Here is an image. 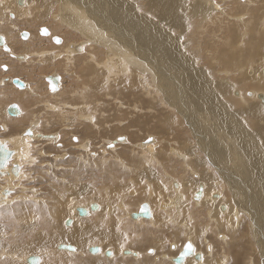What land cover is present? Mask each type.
Instances as JSON below:
<instances>
[{
	"label": "rangeland",
	"instance_id": "rangeland-1",
	"mask_svg": "<svg viewBox=\"0 0 264 264\" xmlns=\"http://www.w3.org/2000/svg\"><path fill=\"white\" fill-rule=\"evenodd\" d=\"M9 1L11 2L9 9L14 10L17 18H11L12 15L10 16V10H7L6 13L0 12V20L4 21V25L0 26L3 27L2 29H0V33H3L7 36V44H9L10 46L9 51H6L5 49V53H7V55L9 56L8 60L13 65L17 64V58H14L15 56H13L11 52L16 53V49L22 50L18 54H24V59L22 60L23 62H25L24 60L27 57H31V59L34 61L30 66H25L24 71H26L29 75L30 79L32 80L31 82L36 83L35 80H37L38 84L36 86V95H32L28 92L24 93L25 95L21 94V96H25V98L30 100L31 103V105H29L31 107V111L27 112V114L20 105L21 114L22 112H24V115L22 114V116H28L27 119H23V122L21 123L15 119L8 118V116L6 117V112H3L5 111L4 105L7 104L6 102L11 101L10 99L15 96L12 94V88L8 84H6L4 88H2L4 90H0V95L3 96L0 97V116L1 118H3L2 120L0 118V136L3 137L2 139L5 140V143L10 148L14 147V144L16 143L17 147L23 145L22 141L26 138V134H28L25 130L33 128V126L30 124V121L35 117L37 118L34 119L35 122H37V125L34 127L38 128L39 132L47 133L52 137L53 135H58L57 138H52L51 136H49L51 139L40 138L35 139V141L33 140L34 143L30 142L31 144L29 143V146H27V148L29 147L30 149L29 152L27 150V155L29 156L27 157L28 159H25L24 155L19 154V157H21L19 161L21 162L22 167L21 169L19 168L20 176L18 175L15 180H11L16 181L14 182V184H16L13 189L10 188L12 189V193L8 198L9 202H7L6 204L3 203L0 206V264H29L28 262L24 261V256H26V254L37 255L38 253L34 252H39L41 250V247L31 246L27 242L29 236L33 237L35 233L36 236L34 235V237L37 238V235H39L37 232L42 230L41 227L47 225L50 222L54 223L55 227L59 226L65 228L63 220L66 217L75 216L74 213L76 212L75 208L77 206L87 205L92 201L101 205V211L92 214L88 219H86V221L102 227L106 232L111 229H113V231H118L123 236V241H121L120 246H118L119 250L124 247L135 251L141 249V251L143 250V256H145L146 251L144 250H146L152 244V247L156 248L158 252L169 253L170 255H167L172 257L174 255L175 247L172 246L173 248L171 249L170 244L176 242L177 244L182 245L186 240L189 239L196 244L198 250H202L207 253L205 254L206 264H233L234 258L239 253L240 255L236 260V263L234 262V264H263L259 250V240L256 241L259 236L262 238V236L258 234L259 227L260 225L262 226V224H257V222L253 221L254 219L252 216V211L255 209H252V206L249 205V202H247L246 198V196L249 195L250 191L246 190V186H244L241 182L240 184L238 183L239 185L232 183L233 181L228 178L230 175H226L228 177L225 178L221 171L216 167L220 165L210 161L211 159L208 155L209 146L205 142L204 144L199 143V139L203 138L202 136H200V133H202L203 130L194 125L193 121H189L192 117L191 115H189L191 111V104L190 102H188V99L191 96V91L188 87L187 79H184L186 80V84H184L185 82L179 79L180 77L177 76V73L180 72V70L171 67L172 69H174L176 74L173 73V71L171 72V69H168V73L167 75H165L166 79L164 84L157 85V83H159L157 82L159 80L158 76V79H155V77L146 74L145 76L147 77L143 78L140 75V69L137 66L133 67L130 65V73H125L122 76L121 72V75H117L116 78L118 79L122 76L121 79H124L126 82L122 81L123 83H118L117 80L112 81L111 83L108 82L109 84L106 82L102 83L104 78H106V75L109 74L107 69H103L95 64H92L91 70H97L99 72L98 75L89 77L85 72L87 70V64H85V60L83 58H86L87 60L88 54L92 52L95 53L94 50H96V48L98 47L101 49L100 51L104 52L108 44L106 42V39L108 37L109 41L113 40L112 44L117 48V50L113 52H106L105 57L108 56V58L113 59V62L116 64V68L114 69L120 70V59L123 55L120 53V48H118V44L119 42L121 43L122 40H119L118 38L122 39V36H119L118 33L114 32L111 29L109 31V29L107 28L109 26L106 27L99 23H96L98 28H95L99 29L101 27L100 31L103 34H101L103 38H101V40H98L100 39L99 34L95 35L93 38L90 36L87 37L86 33L84 35L83 30H80L78 27H76V23H73V26L70 27L67 21H63V18L61 16V13H63L61 10L62 8H60L59 2L55 0V4H51L48 2V7L53 8V12H55L53 16L48 17L53 23H56L57 20H59V23H63L61 26L62 32H60L58 35L61 37L62 41L59 44H54V42H52V46L45 45L49 54L46 53L40 56L38 55L40 51L35 50L38 47H35L33 49L32 45L35 46V39L41 36L39 28L41 26H45L49 29V24L51 23L48 21L49 24H41L46 22L47 19L37 21L36 6H40L41 2L36 3L39 0H28L30 1L29 7L26 9H21L22 7H24V5H18V3H15L16 0ZM96 1L104 3L103 1L101 2V0ZM213 1V5H216L218 3V9H216L215 7H211L210 11H206L205 8L202 7L203 11L200 12V14L203 16L191 17L190 14H193L192 11L196 9V4L195 2L193 3V0H183V2L188 5L189 9L183 10V7L180 8L182 9L181 12L183 13V16L181 17V23L179 25L173 24V22L170 21L169 23L163 21V13L160 12L161 7L158 8L159 6H155L157 8L156 9L152 6L149 8L148 6L147 9V0H133L132 2L135 3L137 9L143 11L145 10L146 13H148L146 14V19L150 20L152 17V20L154 21L153 23H156L155 25L159 24V26H161L163 39L165 40V43H167V45L168 41H171L174 44V50L176 49L180 51L179 49H181L180 54H182L184 57L186 55V58L190 59V67L187 66L189 65L187 61V64L183 63L184 66L182 68V71L193 69V71L195 70V73L197 71L203 73L205 72V76H211L212 81L207 80L206 77H201L200 80L205 82L206 85H210L212 90H216L218 88V85H223L221 83H218L219 80L220 82H222L223 79L227 80V82L232 84L231 86L228 85L231 91H229L230 96L232 97L234 95V98L232 99H235L239 102H242L237 98L240 97L238 96L240 91L243 96L245 91L246 93L254 92L253 96L255 97V100H250L249 102L254 110L253 114H251V117L257 119L258 126L264 131V107L260 104H264V102H261V99L258 98V95L256 97V92L262 91L259 93L264 94V85L260 84L256 89L254 85L252 86L253 81L251 79L253 78L256 81H260V79H262V74H264V0H250V2L248 1V3L247 0ZM124 4L125 3L121 2L120 6L122 7ZM78 5V7L82 9V16L86 20L88 18L94 20L93 17L99 16L93 12L91 0H80V3ZM126 5L127 7L125 8L130 12L129 16H131L133 6H130L129 4ZM103 7L108 8L105 5ZM119 7H116V15L118 17H123L121 14H118L120 11H118V9L122 10V8ZM143 7H145L146 9H143ZM65 8V13H71L68 4H66ZM75 9L76 7L71 8V10ZM135 11L138 12V10L136 9ZM153 11H155V13ZM183 11H185V13ZM157 13L158 15L155 16ZM159 13L162 15L159 16ZM187 13H190V17L184 16V14L187 15ZM116 18L117 17L115 16V19ZM125 18L129 19V17H124V19ZM7 20L8 22H6ZM29 22H33L35 28H38L29 29L23 26L25 25V23ZM38 22L40 23L37 24ZM117 25H121V23H117ZM72 28L75 31H73ZM155 28L159 30L158 27ZM4 30H8L9 32H11L13 39L16 41V44L11 43V40H9L10 36H8V32H5ZM122 30L125 31L128 30V28L123 27ZM242 30L244 31V33H246L247 31L248 32L241 35ZM23 31H28V33H31L32 42L23 43L19 40L18 35L21 36L20 33ZM226 32L229 34H226ZM66 33L68 34L67 36L65 35ZM234 34H236V36H234ZM237 35H241V37L243 38L248 36L249 40L254 44L253 46L256 47H253L252 51L249 49V51H247V53L245 54L246 51L241 52V50L246 45V42L239 46L237 49L227 51L226 44L228 41H230V39L231 41L233 40L235 42H238L240 40ZM168 36L171 38H175L177 42L167 39ZM75 37L76 40L74 39ZM109 37L111 38V40L109 39ZM134 37L135 39L137 38V36ZM71 42H78V46L80 44H82L80 46H84L86 44L87 52L84 53V47H82V49L80 50L76 49L78 54L83 52L82 55L72 56L74 62L70 66H67L66 62L69 63V59L66 55V51L68 44ZM101 43L103 45L106 44V46H103ZM96 44H99V46L96 47ZM70 49H73L72 45ZM127 50L131 51L133 49L129 48ZM25 51L28 53L25 54ZM235 51L239 53L234 54L233 58L229 62H227V64H223L225 59H229L231 52ZM77 52L75 51V53ZM103 52H101V55ZM5 53L0 51V55L6 56ZM55 54H58V57H56V59L54 58L53 60H50ZM94 56H96V53L94 54ZM226 56H228V58ZM1 59L2 61H4L3 58ZM233 59H235V63L232 62ZM238 62L242 63L239 64ZM242 64H245L243 68L241 67ZM19 68L20 67L16 66L15 73H18ZM84 68H86V70ZM1 69L2 68L0 67V71ZM8 69L3 70L7 72ZM49 73H58L61 75L62 80L61 77L59 79V89L60 83H62L61 90L47 91L46 83L49 85V81L47 82V77L45 79V74ZM154 73L157 75V73L155 72V68ZM229 73L231 75H229ZM6 77L8 78L9 76ZM94 79L96 81H94ZM95 82L97 84L99 83L98 86ZM115 82L118 84L116 85ZM93 83L97 87L96 90L94 89L95 87ZM124 83H126V86L127 83L129 84L128 86L130 87L127 86L129 89L125 86ZM11 84L15 86L13 84V81L12 83H10V85ZM91 84H93V87ZM110 84H113L114 86L111 85L112 87H109L110 89H108V87H105L109 86ZM163 87H173V89L176 91L178 99H180V94L181 96L183 94H186V99H184L183 97L184 100H179L177 105H172ZM15 88L18 90H24L23 87L15 86ZM105 88L111 91L114 90V95H110L108 93L107 96L105 92H102L105 91ZM6 89L8 90L6 91ZM185 89L187 93L185 92ZM2 91L4 95H2ZM233 91H235V93H233ZM161 93L163 94L161 95ZM10 96H12V98ZM246 96L247 98L252 99V97H250L249 95L246 94ZM182 108L184 109V111ZM156 110L158 112H161L158 114ZM181 110L185 113H182ZM151 114H153V118L149 116ZM86 116L87 120L82 119ZM228 117L231 118V115H228ZM241 119L250 129L253 130L244 116H241ZM166 121L168 123H166ZM177 121L181 124V128H179L178 131L174 127ZM143 123H145V125L147 126L146 131L144 130ZM163 126L166 127L164 128ZM9 130L10 132H8ZM180 135H182L181 137L183 138L187 136L190 144L194 145L192 146L195 148V153L201 157H204L207 161L208 166L210 167L209 170L213 169L215 174L218 173L216 174L218 181L217 186H214L210 181H205V183L208 185L207 190L210 194L209 199L203 202H196L193 199V195L198 187V181H204L201 179L203 171L198 168L196 169L195 165L191 162L188 163L184 162L182 159H179L176 154H173L172 156L171 151L168 152V147L170 146L175 149V153H177L185 145V140L178 139ZM150 136L154 137V141H152L153 137H151V143L147 142V145H152L150 148L152 149V153L155 154V157L160 156L158 155V153H160L162 151V147L165 146L162 154L166 153L168 155L169 162L158 160V158L157 160L156 158L152 159L149 155L150 152H144L140 149L138 145L142 144L143 142L146 143V139L148 137L150 138ZM234 136L235 140H241L238 143L244 141L239 133L234 134ZM246 139L250 140L247 137ZM253 140L256 145L253 143ZM253 140L249 141L250 148L248 151V157H250L249 154L251 153V151L257 150V147H260V145L262 147V151H260L264 153V143L257 142L254 138ZM164 142L166 145H164ZM9 143L11 144L9 145ZM78 143L79 145L85 143V145H87V148L83 149L82 151V146L80 147ZM113 143L116 147L112 145ZM140 146L143 147L142 145ZM252 146L254 150L251 148ZM41 151H43L44 154H41ZM126 156L129 157L127 158ZM14 157H17L16 154ZM56 157L58 158V160ZM248 157L247 159L249 160ZM22 158H24L23 160L26 162H24ZM28 160L33 161L31 162ZM13 163L14 161L11 159V168L12 166H14ZM117 173H119L122 178L118 177L116 175ZM147 174H155V176L153 178H150L147 176ZM194 174H199L200 179L197 175ZM249 177L251 179V176ZM123 178L124 181H122ZM155 178L164 187L165 193L161 194L167 196V198L169 199L171 198V200L173 199L172 192H175L173 190L178 189L175 182H173L172 190L170 184L171 180H178L184 185L183 192H186V194H184V197L185 200L187 199V204L185 205V209H182L183 214L180 215L179 213H177L176 211L178 210H175L176 208L173 206L171 208V205H169L167 208V210H171L169 214L170 217H168V222L170 223L171 228L163 227L162 229V227H160L159 225H155L154 227H152L149 225L151 222L148 219L141 218V221H134L133 219H129V217L127 216V213L137 211L140 203H144V201H147L152 205L155 215L160 213V210L161 212L163 211V207L160 203L167 202L162 201L160 196L157 194L150 195V191L154 189ZM227 180L229 184L226 183ZM17 182L19 183L17 184ZM4 184L5 181L0 180V190H2V186ZM110 184L117 187L124 186L123 191L121 193H118L120 199L118 201L114 200L111 203V205L113 204L112 210L115 211L114 213H108V207L106 206V203L110 199ZM232 184L240 186L242 188H236ZM231 185L232 187H234L233 190L230 189L232 188ZM261 186L263 189L261 190L264 192V176L261 181ZM213 193H219L222 196L223 202H225L230 210H232V214L229 218L230 222L223 221L225 225L216 224L217 220L214 217L216 208L215 206H208V203H210V199L214 204V202L216 200H219V198L221 197H214ZM234 193L237 195H235ZM249 196L251 197V194ZM171 200H168L169 203ZM120 204H122V206H125L127 211H124V207H122ZM59 206H66L68 211V214L66 213L67 216L60 219L57 218L55 213L57 212L56 209L59 208ZM234 207L237 208L235 209V212ZM98 209H93V211L95 212ZM217 209L220 210V208L218 207ZM238 211H241L240 218L238 220H234L233 216L236 215ZM185 214L186 217L184 216ZM55 217L56 219L54 220ZM81 217L80 215L77 217L80 220L79 222H77V224L82 220H85ZM182 218H184L185 221H183L182 223H178L179 219L181 220ZM173 219L176 221L178 220L176 224L174 223L175 225L172 224L173 222H171L173 221ZM29 221L32 222L28 223ZM115 222L118 223V225L115 224ZM72 224L73 223H71L69 226H71ZM31 225H33V227H31ZM35 226H37V229ZM111 226H113V228L109 229ZM248 226L250 227V229L248 228ZM173 228H176V230L178 229V236L174 235L173 232H175V229ZM185 228L188 230H186ZM199 228L201 230H199ZM163 230H167V232H164ZM241 230H243L244 232H242ZM195 231L202 238V242L196 238ZM240 232L244 234L243 236L246 239L244 245H242V243L239 244V242L237 241L240 238ZM221 235H224L226 237L225 243L224 240H220ZM52 236L58 239V232L53 231ZM205 236L206 238L205 240H203ZM208 241L213 245L214 259H211L210 256H207L208 253L210 254L211 252L206 248L205 243L209 244ZM103 242L105 246L110 247V243L108 242V240L103 239ZM97 244L98 242L94 240L87 243L84 248L83 255H61L58 252L59 248L57 249L58 245L56 243V248L54 246L52 247L53 249H56L55 252L54 250H52L51 252V248L47 247L45 248L46 250L44 249V256L47 255V258H52L53 255V261H59L61 264L112 263L107 262L102 257V255L92 256L87 253L86 249L88 246H99ZM72 245L74 244L72 243ZM232 246L233 248H235V251L238 250L237 253H232L234 249L230 251L232 249ZM242 247L245 248L243 253ZM205 248L207 251L205 250ZM108 250L110 249H107L106 251ZM148 253L152 254L153 249L150 248L148 250ZM169 258H165V262L163 263H158L159 261L157 262L152 259H147V261H144L140 264H170ZM44 260L45 258H43L42 261ZM194 260L199 261L195 258ZM130 263L136 264L135 261H130ZM193 263L194 261H189L188 264Z\"/></svg>",
	"mask_w": 264,
	"mask_h": 264
},
{
	"label": "bare ground",
	"instance_id": "bare-ground-1",
	"mask_svg": "<svg viewBox=\"0 0 264 264\" xmlns=\"http://www.w3.org/2000/svg\"><path fill=\"white\" fill-rule=\"evenodd\" d=\"M56 1L59 2L60 8H62L61 10H62L63 13H61V16L63 18V21L64 20L67 21V23L69 24L70 27L73 26L72 25L73 23H76V27H78L80 30H83L84 35L86 33L87 37L90 36V37L93 38L95 35L99 34L100 35V39H98V40H101V38H103L101 36L102 32L100 31V28L101 27L99 29H96L95 28V27L98 28V26L96 25V23H99V24H101L103 26H106V27L109 26V27H107L109 29V31L111 29L114 32L118 33L119 36H122V39L118 38L119 40H122L121 43H123V44H121L118 41L119 42L118 48H120V53L123 55L121 57V59H120L121 69L120 70L114 69V68H116V64L113 62V59L108 58V56L105 57V53L106 52H113V51H116L117 50V48L114 47L113 44H112L113 43V40L112 41H109L108 40V37H107L106 42L108 44H107V46H106V44H104L106 46V49H105L104 52L103 51H100L101 49L98 47V48H96L97 52H96V50H94L95 53H96V56H94L95 53L92 52V53H89L88 54L87 60H86V58H83L85 60V64H87V70H86V68H84L86 70L85 72L87 73V76H89V77L93 76L94 77V76L98 75V72L99 71H97V70H91L92 64H95V65H97V66H99V67H101L103 69H107V71L109 72V74L106 75V78H104V80H106V81L103 80L102 83H104V82L111 83L112 81H117V80H118L117 81L118 83H121L122 81L126 82L124 79H121V77L125 73H127V74L130 73L129 66L131 65L133 67H136L137 66L140 69V71H141V74L140 75L143 78H146L147 77V76H145L146 74H149L152 77H155V79H158V77H159V80L157 81L159 83H157V82H154V83H157V85L158 84L163 85L164 82H165V79H166L165 78L166 77L165 75H167V73H168V69H171V72L173 71V73H175V71L171 67H174V68L180 70V72L177 73V76H179L180 77L179 79H181V80H183L185 82L184 84H186V80H184V79H187V82H188L187 84H188V87H189V89L191 91L190 92L191 93V96L189 97L188 102H190V104H191V106H190L191 111H190L189 115H191L192 117H191V119L189 121H191V122L193 121L194 125L198 126L200 129L203 130L202 133H200V136H202L203 138L199 139V143L200 144H204V142H205L209 146V148H208V150H209L208 151V155H209V157L211 159L210 161H212L213 163H217V164L220 165V166H216V164H215V166L221 171V173L223 174V176H225V178L228 177L226 175H230L231 177L229 176L228 178H230V180L233 181L232 183H235V184L239 185L240 182H241V183H243L244 186H246V190L250 191L249 192V195L251 194V197L248 195V196H246V198H247V202H249V205L252 206V209H255L253 211L251 210L252 211V216H253V219H254L253 221L254 222H257V224H262V226L260 225V227H259V233H258V234H260L262 236V238L259 236V238H257L256 241L259 240L258 243H259L260 255L262 257L261 259H262V262L264 264V192L262 191L263 189H262V186H261V181H262L263 176H264V153L261 152L262 151L261 150V148H262L261 145H260V147L259 146L257 147V150H259V151L254 150L253 149V146H252L251 148L254 151H251L252 150L251 149L250 150L251 153L249 154L250 157H248V151H249V148H250V146H249V141L250 140L252 141L253 138H254L257 142L264 143V131L258 126L257 119L251 117V114H253L254 110L251 107V105H250L249 102H250V100H255V97L253 96L254 92H247L246 93V91H245L244 92V96H243L241 94V91L240 92L238 91L239 92L238 96H240V97H237V96H235V97H237L239 100L242 101V102H239V101H237L235 99H232V98H234L233 97L234 95L232 97L230 96V94H229L230 87L228 85L231 86L232 84L229 83V82H227V80H224L223 79L222 82H220V80H219L218 83H221L223 85H218V88L216 90H212L211 87H210V85H206L205 82H203V81L200 80L201 77H203V78L206 77L207 80L212 81L211 76H209V75H206L205 76V74H206L205 72L203 73V72L197 71L195 73L194 72L195 70L193 71V69H190L188 71H185V70L182 71V68L184 66L183 63H186L187 64V61H188V64L189 65H187V66L190 67V64H191L190 63L191 62L190 59L189 58H186V55L184 57L182 54H180L181 53L180 52L181 49H179L180 51H178L176 49L174 50V48H173V45L174 44L171 41H168V45H167V43H165V40L163 39L162 31H161L162 30L161 29V26H159V24L158 25H155L156 23L155 24L153 23L154 21L152 20V17H151L150 20L149 19H146V17H147L146 14H148V13H146L145 10L143 11V10L137 9L135 3L132 2L133 0H101V2L103 1L104 3H100V2H98L96 0H94V1L91 0L92 6H93V12L95 14L99 15L98 17H93V19L95 21L92 20L91 18H88L86 20L82 16L83 15L82 9L80 7H78L79 6L78 4L80 3V0H65V1L64 0H56ZM244 1H246V0H244ZM248 1L250 2V0H247V3H248ZM39 2H41L40 6H36L37 21H39V20H46L47 19L46 22L41 23V24H49L48 21L51 22L49 17L50 16H53V14L55 12H53V10H54L53 8H49L48 7V2L51 3V4H55L54 3L55 0H39L36 3H39ZM121 2L125 3L122 7L120 6ZM134 2H136V1H134ZM194 2L196 4V7H195L196 9L192 11L193 14H190L189 13L191 15V17L192 16H195V17H198V16L201 17V16H203V15L200 14V12L203 11L202 10V7H204L206 11H210L211 10V7H215L216 9L219 8L218 5H217L218 3L216 5H213V2H214L213 0H193V3ZM15 3H18V5H21V4L24 5V7H22L21 9H26V8L29 7L30 1H28V0H16ZM66 4H68L71 13L66 12L67 13L66 14L64 12V10L66 9L65 8L66 7ZM126 4H129L130 6L131 5L133 6V11L131 12V16H129V13L130 12L125 8V7H127ZM240 4H242V3H240ZM10 5H11V2L9 0H0V12L6 13L7 10H10V12H11L10 13V16L12 15L11 18L12 17L13 18L14 17L17 18V15L14 12V10L9 9L10 8ZM104 5L107 6L108 8H104L103 7ZM115 6L116 7H119L120 6L119 8H122V10L121 9H118V11L120 10L118 14H121L123 16V17L120 16L121 19H120V17H118L116 15V7ZM146 6H147V9H148V6H149V8L151 6L153 8H156L155 6H159L158 8L161 7L160 8L161 9L160 12H162L163 13V16H164V17L162 16V18H164L162 20L165 21V22H167V23H169V21L170 22H173V24H176V25H179L181 23V17L183 16V13L181 12L182 9H180V8L183 7V10L189 9L188 5H186L185 2H183V0H147ZM72 7L73 8L76 7V9L75 10H71ZM135 9L138 10V12L135 11ZM143 9H146V8L143 7ZM153 12L155 13V11H153ZM183 12L185 13V11H183ZM48 13H49V15H48ZM189 14L188 13H187V15L184 14V16L190 17ZM157 15H158V13L155 16H157ZM160 15H162V14L159 13V16ZM115 16L117 17L116 19H115ZM1 17H2V14H1ZM124 17H129V19L128 18H125V19H128V20H125ZM57 21H56V23L51 22L49 24V35H46V36H42L41 35L42 37L40 36V37H38V38L35 39V41H34V45L35 46L32 45V48L34 49L35 47H38V48L35 49V50H39L40 51L38 53V55L42 56V55H44L46 53L49 54L47 48L45 47V45L52 46L53 45L52 42H54L53 41V37L54 36H58L59 33L62 32L61 26H62L63 23H59V20H57ZM156 21H157V19H156ZM6 22H8V20ZM39 23L40 22H38L37 24H39ZM117 23H121V25H117ZM2 25H4V21L3 20H0V26H2ZM23 26L24 27H27L29 29L35 28L33 22H31V23L30 22L29 23H25V25H23ZM69 26H68V28H69ZM41 27L39 29H41ZM123 27L124 28H128V30H125V31L122 30ZM155 27H158L159 30H157ZM2 28L3 27H0V29H2ZM37 28L38 27H36L35 29H37ZM74 28H75V26H74ZM16 29H18V28H16ZM243 30H242L241 35H243V33H244ZM4 31L5 32H8V36H10L9 40H11V43L12 44L13 43L16 44V41L13 39L11 32H9L8 30H4ZM19 31H20V29H19ZM73 31H75V30L73 29ZM39 32H40V30H39ZM103 33H105V32H103ZM246 33H244V34H246ZM226 34H229V33L226 32ZM65 35L67 36L68 34L66 33ZM241 35H237V37L240 38V40L238 42H235L233 40L231 41V39H230V41H228L229 43L226 41L227 42V44H226L227 51H231V50L237 49L239 46H241L242 44H244L246 42L247 43L242 48L241 52L246 51L245 52V54H246L247 51H249V49L252 51L253 50V47H256V46H253L254 44L249 40V37L248 36H246L245 38H243V37H241ZM0 36L3 37V41L0 42V51L3 52V53H5V49H6V51H9L10 50L9 49L10 46H9V44H7V39H6L7 36L5 34H3V33H0ZM134 36H137V38L135 39ZM234 36H236V34H234ZM18 37H19V40L21 42H23V43H30V42H32L31 41V33L30 32H29V34H28L27 37H23L22 35L21 36L18 35ZM58 37H60V36H58ZM64 39H65V37H64ZM74 39L76 40V37ZM109 39L111 40L110 37H109ZM113 39H115V38H113ZM167 39L176 41L175 38H171L169 36H168ZM117 40H116V42H117ZM61 41H62V39H61ZM86 42H88V41H86ZM77 43L78 42H71L67 46L66 55L68 56V59H69V63L66 62L67 66H70L74 62L72 56L82 55L83 52L80 53V54H78L77 50H80V49H82V47H84V53L87 52V50H86L87 45L86 44L84 46H80L82 44H80L78 46ZM54 44H59V43H55L54 42ZM71 45H72V48L73 49H70ZM97 46H99V44L98 45L96 44V47ZM129 48H131L133 50H131V51L130 50H127ZM75 51L77 53H75ZM101 52H103L102 55H101ZM177 52H179V53H177ZM11 53L13 54V56H15L14 58H22V57H24V54L23 55H19L17 53H13V52H11ZM236 53H239V52H237V51L231 52L229 59H225V61L223 62V64H227V62H229L233 58L234 54H236ZM5 54L9 58V56L7 55V53H5ZM100 55H101V57H100ZM11 57H12V55H11ZM56 57H58V54L53 55V58H51L50 60H53L54 58L56 59ZM226 57L228 58V56H226ZM8 58H6L7 62L11 63L8 60ZM27 58L24 60L25 62L30 61V57H27ZM23 59H20L19 62H23V61H21ZM235 59L232 60L233 63H235L234 62ZM240 63H242V62H240ZM1 65L7 66V64H2V63H1ZM260 65H261V63H260ZM153 66L155 68V72L157 73V75L154 73ZM243 66H245V64H242L241 65L242 68H243ZM3 69H4V67L1 69V71ZM2 72L5 73L4 75L10 76V78H9V80H10L9 86L10 87L13 86L12 84H11L12 85L11 86L10 83H12V81L14 80L13 77H15V76H17L18 78L22 79L23 82H24L23 85H22L23 88H24V90H18V89L15 88V86H13V88H12V90H13L12 91V94L15 95V96L13 98H12V96H10L12 99L9 98L11 101L6 102L7 104L4 105L5 111H3V112H6V114H7V115H5L6 117L8 116V118L15 119V120H17V121H19L21 123V122H23V119L26 120L27 117H28V116H22V114L24 115V112H22V114H21V107L25 110V113L27 114V112L31 111L30 110L31 107L29 106V105H31V103H29L28 105H25V102H24L25 99L24 100H22V99L18 100L16 97L19 94L25 95L24 93H27L26 90H28V93H30L32 95H36V92H35L36 91V89H35L36 88V85H34L33 83H30V81H32V80L30 79L29 75L26 74L27 72H25V71H21V74L20 75H16L14 72H10V71H7L6 72V71L3 70ZM121 72H122V76L121 77L118 76L120 78L116 79L117 78V75H119V74L121 75ZM229 75H231V74L229 73ZM46 77H47V82L49 80L48 79L49 77H56L58 79V81H57L58 88L55 91L61 90L62 83H60V89H59V79L61 77L60 74H58V73H49V74H45V79H46ZM3 78H4V80H3ZM3 78L0 79V85L1 86H3V85L6 84L5 77H3ZM251 79L253 81L252 82L253 83L252 86L254 85L256 89H257L258 85H260V84L264 85V74H262V79H260V81H256L253 78H251ZM61 80H62V77H61ZM94 81H96V80L94 79ZM98 82H99V79H98ZM118 83L115 82L116 85ZM49 84H50V82H49ZM93 84H91L92 87H93ZM98 84H97V86H98ZM113 84H110L109 86H105V87H108V89H110L109 87H112L111 85H113ZM124 84L126 86V83H124ZM116 85H115V87H116ZM128 85L129 84L127 83V86ZM175 86H176V84H175ZM94 87H95L94 89L96 90L97 87H96L95 84H94ZM128 87H130V86H128ZM2 88H4V87H1L0 90ZM46 89H47V91H49V90L51 91L52 90L51 88H49V85L47 83H46ZM108 89L105 88V91H102V92H105L106 95L108 93L110 95H114L115 91L114 90L111 91V90H108ZM2 90H4V89H2ZM7 90L8 89H6V91ZM164 90L166 91V93H167V95H168V97H169L172 105H177L178 102H179V100L186 99V94H183L182 96L180 94V99H178V96L176 95V91L173 89V87H170V88L167 87V88H164ZM185 92H186V89H185ZM259 92H262V91H259ZM52 93H54V92H52ZM233 93H235V91H233ZM250 93H251V95H249ZM162 94L163 93H161V95ZM246 94L249 95L250 97H252V99L247 98ZM259 94H263V93H259ZM259 94H258V92H256V97ZM2 95H4L3 94V91H2ZM0 97H3V96L0 95ZM183 97H184V99H183ZM12 103L13 104H17L18 109L20 111V113L17 114V115H15V116L10 115L8 113V111H7L8 110V107ZM260 104L263 105V107H264V104L263 103H260ZM20 105H21V107H20ZM135 106H137V105H135ZM51 108H53V107H51ZM171 111H173V110H171ZM183 111H184V109H183ZM160 112L161 111H159V112L157 111L158 114ZM181 112H182V110H181ZM182 113H185V112H182ZM19 115H21V116H19ZM152 115L153 114H151L149 116L153 118ZM228 115H231V118L228 117ZM241 116L242 117L244 116L247 119V121L249 122V124L253 128V130L250 129L245 124V122L241 119ZM0 118H1V116H0ZM177 118H176V120H177ZM183 118H185V117H183ZM2 119L3 118H1V120ZM34 119H37V118L35 117V118H33L30 121V124L33 126V128H29V129H26L25 130L26 133H28L29 135L26 134V133H24V134H26V138L24 136V138H25V139H23L24 142L22 141L23 145L17 147L16 146L17 143H16V144H14V147L10 148L5 143V140L2 139L3 137L0 136V142L2 144L6 145V147L9 150H11V152H12L11 153V158L8 160V162L6 163L5 167L3 169H0V180L5 181V184L2 186V190H0V206L3 203L6 204L7 202H9V199L8 198L10 197V194L12 193V189L14 188V186L16 184V183L14 184V182H16V181H11V180H15V178L18 177V175H19V168L20 169L22 168L21 167V162L19 161V159L21 158V157H19V154L24 155V158L25 159H28L27 157H29V156L27 155V150L29 152L30 149H29V147L27 148V146H29V143L30 142H33V140L35 141V139H40V138H49V139H51L49 137L50 136L49 134L39 132L38 131V128H35L34 127V126L37 125V122H35ZM82 119L87 120V116L85 118L83 117ZM166 123H168V122L166 121ZM143 125H144V130L146 131L147 130V126L145 125V123H143ZM233 125H235V126H233ZM167 126H169V125H167ZM3 127H5V126H3ZM174 127L178 131L179 128H181L180 122L177 121L176 122V125ZM155 128H157V127H155ZM5 130H7V129H5ZM29 132H32L33 133L32 134L33 136ZM236 133H239V135L244 139V141H242L241 143H238L241 140L240 139L235 140L234 134H236ZM57 135L58 134L53 135V137L57 138ZM197 135H198V133H197ZM181 136L182 135H180L178 137V139L185 140V142H184L185 145L182 147V149L179 152L175 153V149H173L170 146V147H168V152L171 151L172 156H173V154H176L179 159H182L184 162H188V163L191 162L192 164L195 165L196 169L198 168V169H200V170L203 171L202 172V175H201V179L204 180V181H198V183H197V186H198L197 187V190H199V186L200 185L203 186L202 197L198 201H196L194 199V195L197 192V190L195 191V193L193 195V199L196 202H203V201L209 199V194H210L209 191L207 190V186L208 185L205 183V181H210L214 186H217V182L218 181H217L216 174H218V173L215 174V172H214L213 169L212 170H209L210 167L208 166L207 161L205 160L204 157H201V156H199L198 154L195 153V148L193 147L194 145L193 144H190V142L188 141L187 136L185 135L186 136L185 138H183ZM151 137H153V136H150V138L148 137L147 139H151ZM246 137L249 138L250 140L246 139ZM18 141H20V140H18ZM18 141H16V142H18ZM152 141H154V137L152 138ZM10 142H13V141H10ZM51 142H53V141H51ZM79 142H80V140H79ZM81 143H83V142H81ZM253 143L256 145V143L254 142V140H253ZM10 144L11 143H9V145ZM78 145H79V143H78ZM112 145H114V143ZM140 145H142L143 147H141ZM140 145H138V146L140 147V149L142 151H144V152H150L149 155H150V157L152 159H155L156 158V160H157V158H158V160H162V161L169 162L168 155L166 153L165 154H162L163 153L162 151H164V149H165V146H164V145H166L165 142H164V145H163L164 147H162V151L161 152L159 151L160 153H158V155H160V156L157 155L158 157H155V154L152 153V151H151L152 149H150L152 145L151 146H148L150 144L147 145V142L146 143L143 142ZM159 145H160V142H159ZM79 146L80 147L82 146L81 147V150L82 151H83V149H86L87 148V145H85V143L84 144H81ZM160 150H161V148H160ZM59 151H61V150H59ZM42 153H43V151H41V154ZM15 154H16L17 157H14ZM54 156H55V154H54ZM126 157L128 158L129 156H126ZM247 157L249 158V160L247 159ZM24 158H22V160ZM11 159L14 161V163H13L14 166L12 168L10 166ZM57 160H58V158H57ZM141 160H143V159H141ZM28 161H31V160H28ZM24 162H26V161H24ZM114 169H116V168H114ZM116 175L118 177H121V175L119 173H117ZM194 175H197L199 177V179H200V175L199 174H194ZM147 176L150 177V178H153L155 176V174H147ZM249 176H251V179H250ZM122 181H124V178H123ZM173 182H175V184L177 185L178 189L173 190V188H172V183ZM18 183L19 182H17V184ZM226 183L229 184L228 180H227ZM170 184H171L172 190L175 191L174 193L172 192V194H173V199L172 200H171V198L169 199V198H167V196L162 195V194L165 193L164 187L157 181L156 178L154 179V189H152L150 191V195L157 194V195L160 196V198H161L162 201L167 202V203H163L161 201L162 203H160V204L163 207V209L161 207V209L163 210L162 212L160 210V213H158V214L155 215L154 214V211H153L152 205L149 202L144 201V203H147L149 205L150 209H151V218L148 219V220L151 222L149 225L152 226V227H154L155 225H159L160 227H162V229H163V227H166V228L170 227V223L168 222L169 221L168 217H170L169 214H170L171 210L170 211L167 210V208H168L169 205H171V208H172V206L175 207L176 208L175 210H178L176 212L179 213L180 215L183 214L182 213V209L183 208L185 209V205L187 204V199L185 200V197H184V194H186V192L185 191L183 192L184 185H183L182 182H180L178 180H174L173 181V179L171 180ZM232 185L234 187H236V188H240V189L242 188V187L237 186V185H234V184H232ZM232 185H231V187H232ZM234 187H232L230 189L233 190ZM10 188H12V189H10ZM109 188H110V199L106 203V206L108 207L107 212L108 213H114L115 211L112 210L113 209V207H112L113 204L111 205V203L114 200L118 201L120 199L119 196H118V193H121L123 191L124 186L117 187L115 185L110 184L109 185ZM237 192H238V190H237ZM213 194H214V197H215V195L221 196L219 193H213ZM235 195H237V194H235ZM186 197H187V195H186ZM168 200H171L170 203H169ZM209 202L210 203H208V206H210V207H214L215 206V208H216L215 209V212H214V215H215L214 217L217 220V223L216 224H221V225L223 224V225H225L223 221L230 222L229 221V218H230V215L232 214V210H230V208L228 207V205L225 202H223L222 196L219 198V200H216L214 202V204H213V201L211 202V199H210ZM94 204H97V206H98L96 209L99 208L95 212L93 211V208H92V205H94ZM142 204H143V202L140 203V205L137 208V211L127 213V216L129 217V219H133L134 221H141L142 220L141 218H143V217H138L137 219L133 218V214L134 213H137L139 211V209H140V207H141ZM120 205L122 206V204H120ZM222 206H225V209H222ZM81 207L86 208L88 210V215L87 216L84 215L83 217H81V215H80V217L83 218V219H85V220H82L80 223L77 224V222L80 221L77 217L79 216L78 215L79 214V209ZM122 207H124L123 210L125 211L126 210V207L125 206H122ZM217 207L220 208L221 211L218 210ZM235 209H237V208L234 207V212H235ZM56 210H57V212H55V213H56L57 218H59V219L67 216V214H68V211H67L66 206H62V207L59 206V208H57ZM75 210H76V212L74 213L75 216L66 217L63 220V224H64L65 228L64 227H59V226L55 227L54 226V223H52V222L49 221L50 223H48L47 225H44L42 227L40 226L42 228V230H40L39 232L36 231L39 234V235H37L38 236L37 238L34 237V235L36 236L35 233H34L33 237L32 236H29L27 242L31 246H39V247H41V250L39 252H34V253H38L37 255L40 258V261H39L40 263L39 264H61L59 261H53V255H52V258H47V255L44 256V249L47 248V247L51 248V252H52V250H54V252H55L56 249H53L52 247L53 246L55 247V244L57 243V245H58L57 246V249L59 248L58 249L59 250L58 252L61 255H68V254L69 255H71V254L72 255H83V251H84L85 246L87 245V243H89L92 240L98 242L97 245H99L98 247H100V252L99 253H96V254L91 253V248L94 247V246L90 245L91 247L88 246L87 249H86L87 253H89L92 256L102 255V257L107 262H112L110 264H131L130 261H135L136 264H140V263H142L144 261H147V259H152V260H155L157 262L159 261L158 263H163V262H165L164 261L165 258H169L170 257L169 256L170 255L169 253L158 252V250L156 248L152 247V244L150 245V247H148L146 250H144V251H146V253H145L146 255L145 256H143V253H142L143 250L141 251V249L140 250H136V251L134 250L133 251L132 249H129V248H125L124 247V248H122V249L119 250L118 249V246H120L121 241H123V236L118 231H116V230L113 231V229H111V228H113V226H111L109 228L111 230H109L108 232H106L102 227L97 226V225H94V224H91L90 222L86 221V219H88L92 214H95V213H98V212L101 211V205H99L98 203H94V201L90 202L87 205H82V206L79 205V206H77L75 208ZM222 210H224V211H222ZM183 212H184V210H183ZM240 212L241 211H238L236 213V215L233 214L234 215L233 216L234 217V220H238L240 218ZM210 213H211V211H210ZM250 215H251V213H250ZM184 216L186 217V214ZM184 218H182L181 220L179 219V222H178V220L176 221L174 219L171 222H173L172 224H174V223L176 224V222L182 223L183 221H185ZM55 219H56V217L54 218V220ZM69 219H71V221H72L71 223H73L71 226H69L70 224L67 225V223H66ZM143 219H145V218H143ZM36 221H38V220H36ZM30 222H32V221H29L28 223H30ZM34 224H35V222H34ZM115 224L118 225V223H116V222H115ZM253 224H255V223H253ZM33 225H31V227H33ZM35 227L37 229V226H35ZM209 227H208V229H209ZM248 228L250 229L249 226H248ZM173 229H175V232H173L174 235L178 236V232H177L178 229L177 230H176V228H173ZM168 230H170V229H168ZM186 230H188V229H186ZM199 230H201V229L199 228ZM53 231L54 232H56V231L58 232V236H59L58 239L60 240V242H59L58 239H56L54 236H52V232ZM241 231L244 232L243 230H241ZM164 232H167V230L164 231ZM210 233H212V232H210ZM205 234H207V233H205ZM134 235H136V234H134ZM243 235L244 234L241 233L240 234V238L237 240L239 242V244L242 243V245H244V243L246 242V239L244 238ZM195 236H196V238L198 240H200L202 242V240H201L202 238L200 237V235L196 231H195ZM205 238H206V236L204 237L203 240H205ZM220 238H221L220 240H224V243H225L226 237L224 235H221ZM103 239L108 240V242L110 243V247H107V246L104 245ZM188 241H190L193 244V246H194V253H193V255H190L191 257L190 256L187 257L185 259V261H184L183 264H188L189 261H194L193 264H206L205 263V257H206V255L205 254H207V253L204 252V251H202V250H198L197 247H196V244L192 240H189V239L186 240L182 245H179L176 242H173V243L170 244L171 249L173 248L172 246L175 247L174 255L169 258L170 259V261H169L170 264H175V262H174L175 257H177L180 254V252L183 250L185 244ZM58 242H59V244H58ZM238 242H236V243H238ZM69 243H71V244H69ZM72 243L75 245V246L73 245L75 247V250H73V251H67V249L66 250L60 249V247H59V245H61V244H64V245H72ZM205 244H206V248L209 251H211L210 254L208 253L207 256H210L211 259H214L213 258V245H212V243L209 242V244H207V243H205ZM150 248L153 249V253L152 254H149L148 253V250ZM206 248H205V250H206ZM231 248L232 249L230 251H232L234 249L232 251L233 254H234V252L237 253L238 250L235 251V248H233V246ZM107 249H110L109 251L112 252V255L111 256H107V255L105 256V251ZM125 250H127L129 252H132L131 255H126L124 253ZM244 250H245V248L242 247V253L244 252ZM167 254H169V255H167ZM30 255L31 254H26V256H24L25 257L24 261L27 262V259H28V257H30ZM198 255L200 256L199 258H198ZM239 255H240V253L238 255H236V257L234 258V262L235 263H236V260L238 259ZM43 258H45L44 261H42ZM194 258L196 260H199V261H195ZM169 259H167V260H169ZM231 259H232V257H231ZM234 262H233V264H234ZM90 264H94V263H90Z\"/></svg>",
	"mask_w": 264,
	"mask_h": 264
},
{
	"label": "water",
	"instance_id": "water-1",
	"mask_svg": "<svg viewBox=\"0 0 264 264\" xmlns=\"http://www.w3.org/2000/svg\"><path fill=\"white\" fill-rule=\"evenodd\" d=\"M28 34H29L28 31H23L21 33V35L23 37H27ZM40 34L42 36L49 35V29L47 27H45V26H42L41 29H40ZM2 41H3V37L0 36V42H2ZM53 41L56 42V43H60L61 42V38L58 37V36H54L53 37ZM48 79H49L48 81L50 82L49 88H51L52 90H56L58 88V85H57L58 79L56 77H49ZM13 84H15L18 87H23L22 86L23 82L21 81L20 78H14ZM249 95H251V93ZM258 98L261 99V101L264 102V94H259ZM7 111H8V113L10 115H13V116H15V115L20 113L17 104H11L8 107ZM29 133H31V135L33 134L32 132H29ZM120 138H123V137H120ZM149 141H151V139L146 140V142H149ZM11 153H12L11 150H9L4 144H2L0 142V169H3L5 167L6 163L11 158ZM202 192H203V186L200 185L199 186V190H197V192L194 195V199L196 201L201 199ZM218 196L219 195H215V197H218ZM97 207H98L97 204L92 205L93 209H96ZM222 209H225V206H222ZM79 215H81V216L88 215V210L86 208L81 207L79 209ZM137 217H143L145 219H150L151 218V209H150V207H149V205L147 203H143L141 205L139 211L137 213L133 214V218L136 219ZM71 222H72L71 219H69L66 223H67V225H69V224H71ZM60 248L67 249V250H70V251L75 250V247L73 245L61 244ZM99 251H100V247H98V246H94V247L91 248V253H97ZM126 253H128V251H126ZM193 253H194V246H193V244L190 241H188L185 244L183 250L180 252V254L177 257H175V259H174L175 264H183L185 259L187 257H189L190 255H193ZM106 255L107 256H111L112 252L108 250L106 252ZM199 257L200 256L198 255V258ZM39 261H40V258L38 257V255H31L27 259V262L29 264H38Z\"/></svg>",
	"mask_w": 264,
	"mask_h": 264
},
{
	"label": "crops",
	"instance_id": "crops-1",
	"mask_svg": "<svg viewBox=\"0 0 264 264\" xmlns=\"http://www.w3.org/2000/svg\"><path fill=\"white\" fill-rule=\"evenodd\" d=\"M13 44H14V43H13ZM16 50H17V51H15V52H16L17 54L20 53V52L22 51V50H19V49H16ZM27 53H28V52L25 51V54H27ZM22 55H23V54H22ZM1 58H3L4 61H2ZM6 58H8V57H6V56H4V55H0V65H1V63H2V64H5V63L7 64V63H8V64H7L8 68H9L8 71H10V72H14V73H15V71H16V66L20 67L18 73H15L16 75H20V74H21V71H24V67H25V66H30V65L33 63V61H34V60H32L31 57H30V61H28V62H19V60H16V63H17V64H16V65H13L12 63H9V62L5 61ZM17 59H18V58H17ZM21 61H22V60H21ZM19 63H21V64H19ZM4 66H5V65H1L0 67L3 68ZM25 72H26V71H25ZM4 74H5L4 72L0 71V79L3 78V77H5V80L10 82V80H9L10 76L7 78L6 75H4ZM26 74H27V73H26ZM37 76H38V75H37ZM17 78H18V77H17ZM21 80H22V79H21ZM22 81H23V80H22ZM35 81H36V83L31 82V81H30V83H33L34 85L37 86V84H38V83H37V80H35ZM9 82H6V84L9 85ZM4 84H5V83H4ZM6 84H5V85H6ZM5 85H3V86L0 85V88H1V87H4ZM11 88H13V87H11ZM35 89H36L35 92H36V94H37V87H36ZM12 91H13V90H12ZM26 91L28 92V90H26ZM16 98H17L18 100H20V99L24 100V99H25V101H24V102H25V105H28V104L30 103V100H28V99L25 98L24 96H21V94L17 95ZM12 104H13V103H12ZM9 132H10V131H9ZM59 247H60V245H59ZM69 251H70V250H69ZM89 251H90V250H89ZM126 251H127V250L124 251V253H125L126 255H131L132 252H129V251H128V253H126ZM133 251H134V250H133ZM99 252H100V251H99ZM106 252H107V251H105V255H106Z\"/></svg>",
	"mask_w": 264,
	"mask_h": 264
},
{
	"label": "flooded vegetation",
	"instance_id": "flooded-vegetation-1",
	"mask_svg": "<svg viewBox=\"0 0 264 264\" xmlns=\"http://www.w3.org/2000/svg\"><path fill=\"white\" fill-rule=\"evenodd\" d=\"M24 57H22V58H18V59H23ZM1 66V65H0ZM5 68L4 69H8V67L7 66H4ZM14 78H16V77H14ZM13 80V79H12ZM22 81V80H21ZM23 82V81H22ZM24 83V82H23ZM15 85V84H14ZM16 86V85H15ZM258 94H259V92H258ZM262 102V101H261ZM8 165V164H7ZM13 167V166H12ZM19 173H20V170H19Z\"/></svg>",
	"mask_w": 264,
	"mask_h": 264
}]
</instances>
